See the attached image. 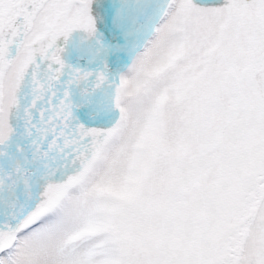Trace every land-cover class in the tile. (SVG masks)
Masks as SVG:
<instances>
[{
	"label": "snow or ice",
	"instance_id": "snow-or-ice-1",
	"mask_svg": "<svg viewBox=\"0 0 264 264\" xmlns=\"http://www.w3.org/2000/svg\"><path fill=\"white\" fill-rule=\"evenodd\" d=\"M0 264H264V0H0Z\"/></svg>",
	"mask_w": 264,
	"mask_h": 264
}]
</instances>
